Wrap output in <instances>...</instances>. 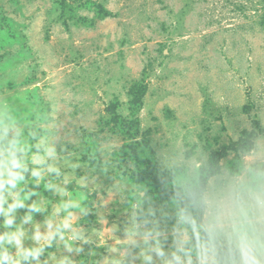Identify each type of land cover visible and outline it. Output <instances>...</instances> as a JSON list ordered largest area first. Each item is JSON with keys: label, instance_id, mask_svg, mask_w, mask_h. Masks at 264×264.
<instances>
[{"label": "rangeland", "instance_id": "1", "mask_svg": "<svg viewBox=\"0 0 264 264\" xmlns=\"http://www.w3.org/2000/svg\"><path fill=\"white\" fill-rule=\"evenodd\" d=\"M4 110L32 153L53 129L55 183L69 194L44 187L56 173L27 185L39 193L28 204L48 201L34 217L41 233L58 203L86 208L72 210V225L93 243L75 241L79 254L54 244L41 261L49 253L78 264L120 259L136 192L157 216L167 213L166 248L177 207L205 197L254 213L264 229V0H0ZM27 211L18 210L17 223ZM220 244L226 252L228 239Z\"/></svg>", "mask_w": 264, "mask_h": 264}, {"label": "clouds", "instance_id": "2", "mask_svg": "<svg viewBox=\"0 0 264 264\" xmlns=\"http://www.w3.org/2000/svg\"><path fill=\"white\" fill-rule=\"evenodd\" d=\"M52 132L53 129L49 127L40 135L34 145L37 151L32 153L33 145L27 142L15 120L6 110L0 112V217H3L0 222V264H31L32 261L35 264H48V259L55 264H78L70 255L57 258L55 253H49L44 261L40 257L54 244L60 247L62 243L69 253L75 251L79 254L84 251L83 245H76L75 241L93 243L82 230H78L79 227L72 225V210L86 211L81 206L83 201L71 200L54 206L46 219L48 231L45 233H41V225L34 217L35 213L47 210L48 201L41 199L27 203L32 195H39L35 189L29 190L27 185L30 182L41 184L50 173H56V178L49 179L44 187L55 188L62 196L69 194L64 187L55 183L60 178L61 169L54 163L58 154ZM29 135L35 137L36 133ZM41 148L43 153L39 151ZM50 157L53 163H48ZM30 164L33 167L30 168ZM70 167L74 170L77 165L73 163ZM29 171L31 180L26 178ZM68 183V177L64 176L63 184ZM77 187L86 193L90 191L85 178L77 180ZM133 195L137 203L132 211L131 223L126 228V243L122 245L127 251L120 259H112V264H125L129 255L133 264L137 259L141 264H155L157 259L159 264H264V229L259 226L254 213L244 210L229 212L210 197L178 206L170 231L172 243L170 248H166L169 229L161 221L167 220V213L161 211L157 216L150 197L140 196L138 192ZM145 200L149 204L147 209L142 207ZM257 206L264 207V201L258 200ZM23 207L28 211L17 223L18 210ZM62 211L66 215L60 217ZM28 224L34 228L31 235L26 227ZM97 235L100 236L98 246H104L106 242H102L101 233ZM222 237L229 241L226 252L221 249ZM27 239L34 241V246L25 247ZM134 249H139V252H134ZM108 259L111 258H106V264Z\"/></svg>", "mask_w": 264, "mask_h": 264}]
</instances>
